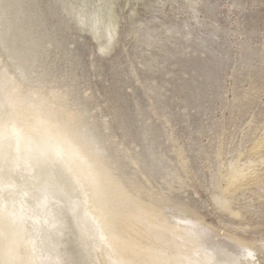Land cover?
I'll return each mask as SVG.
<instances>
[{
  "label": "rangeland",
  "instance_id": "rangeland-1",
  "mask_svg": "<svg viewBox=\"0 0 264 264\" xmlns=\"http://www.w3.org/2000/svg\"><path fill=\"white\" fill-rule=\"evenodd\" d=\"M38 2L57 43L48 46L51 86L73 84L121 169L191 208L196 220H170L163 208L172 225L204 230L231 249L243 250L242 241L259 246L264 147L252 148L264 138V0H105L104 10L117 17L115 43L105 52L86 28H74L72 16L49 17L52 0ZM98 4L77 0L73 7L89 13ZM147 143L168 174L164 181L159 169L152 185L132 164ZM230 162L248 169L239 188L223 194L230 208L220 210L214 195ZM46 200L38 204L48 209Z\"/></svg>",
  "mask_w": 264,
  "mask_h": 264
},
{
  "label": "bare ground",
  "instance_id": "bare-ground-1",
  "mask_svg": "<svg viewBox=\"0 0 264 264\" xmlns=\"http://www.w3.org/2000/svg\"><path fill=\"white\" fill-rule=\"evenodd\" d=\"M74 1L52 0L49 17L72 16L76 30L86 28L101 42L99 51H111L114 10L105 11V0H98L97 9L85 13ZM78 1L85 6L89 0ZM45 19L38 0H0V264H264V241L231 249L204 230L172 225L163 208L170 220H193L191 208L174 205L121 169L73 84L51 86L48 46L57 43ZM143 135L147 140L146 130ZM263 147L264 138L252 151ZM137 156L132 164L151 184L164 171L161 161L148 143ZM239 163L228 164L225 185L214 195L220 210L230 208L224 192L245 178L248 168Z\"/></svg>",
  "mask_w": 264,
  "mask_h": 264
}]
</instances>
